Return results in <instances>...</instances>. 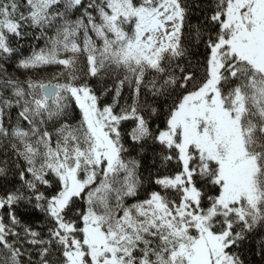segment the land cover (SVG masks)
Masks as SVG:
<instances>
[{
	"label": "snow or ice",
	"instance_id": "snow-or-ice-1",
	"mask_svg": "<svg viewBox=\"0 0 264 264\" xmlns=\"http://www.w3.org/2000/svg\"><path fill=\"white\" fill-rule=\"evenodd\" d=\"M0 264H264V0H0Z\"/></svg>",
	"mask_w": 264,
	"mask_h": 264
},
{
	"label": "trees",
	"instance_id": "trees-1",
	"mask_svg": "<svg viewBox=\"0 0 264 264\" xmlns=\"http://www.w3.org/2000/svg\"><path fill=\"white\" fill-rule=\"evenodd\" d=\"M40 43H41V45H42L43 42L41 41ZM12 70H13V69L10 67V68H9V71H12Z\"/></svg>",
	"mask_w": 264,
	"mask_h": 264
}]
</instances>
